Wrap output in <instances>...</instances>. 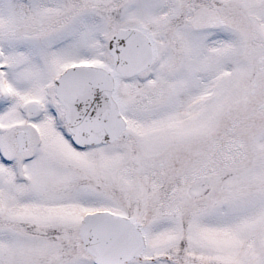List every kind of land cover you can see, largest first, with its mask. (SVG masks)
I'll return each mask as SVG.
<instances>
[{
	"label": "snow or ice",
	"instance_id": "1",
	"mask_svg": "<svg viewBox=\"0 0 264 264\" xmlns=\"http://www.w3.org/2000/svg\"><path fill=\"white\" fill-rule=\"evenodd\" d=\"M0 264H264V0H0Z\"/></svg>",
	"mask_w": 264,
	"mask_h": 264
}]
</instances>
